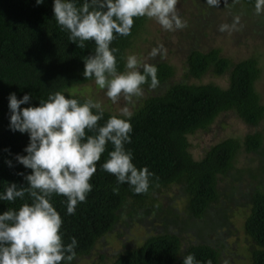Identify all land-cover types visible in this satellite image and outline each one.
I'll list each match as a JSON object with an SVG mask.
<instances>
[{
	"label": "trees",
	"instance_id": "trees-1",
	"mask_svg": "<svg viewBox=\"0 0 264 264\" xmlns=\"http://www.w3.org/2000/svg\"><path fill=\"white\" fill-rule=\"evenodd\" d=\"M227 1H233L229 7L234 13L245 14L255 7V0H239L240 7L235 5L236 0ZM146 20V16L134 18L130 34L117 35L112 41V46L118 49V69L123 70L127 49ZM68 37L69 33L56 24L52 0H44L41 5H36L35 0H0V191L7 182L25 183L16 173L30 171L13 159L15 153L24 154L28 136L8 128V94L15 92L19 98L31 93L33 105L55 91L81 101L88 99L69 89L94 80L83 77L82 59L94 51L95 44L88 41L87 47L81 49ZM259 63L255 55L231 63L216 47L205 52L194 49L186 57L185 80L181 81L172 80L176 74L172 65L163 61L155 64L159 83L156 87H151L150 82L143 86L150 89V93L139 98L131 109L133 131L131 142L126 145L133 153L135 165L147 166L154 174L149 190L136 194L124 183L119 185L118 192H113L117 186L114 175L100 167L107 159L106 150L90 179L93 189L84 202L77 204L75 214H66L65 197L55 194L52 197L63 219L64 242H70L73 236L78 241L76 258L89 254L97 241L113 228L123 208L140 207L146 213L153 208L162 209L153 206L152 195L173 184L186 196L185 209L191 219L203 220L209 229L219 226L217 217L209 219V209L219 197L218 179L230 174L238 181L241 175L233 171L237 153L241 149L253 153L263 148V135L255 131L242 139L227 137L205 148L200 158L192 154L189 136L205 132L219 115L229 111L250 125H257L264 118V103L255 88L261 74ZM207 70L216 75L229 70L227 86L198 82ZM119 114L105 110L99 123L103 124L110 115ZM111 147L109 144L107 149ZM6 159H13L14 167L7 166ZM248 200L250 211L244 230L257 246L251 252V264H264V190H252ZM20 203L19 199L0 201V211L18 207ZM180 220L181 217L175 224ZM186 228L184 226V231ZM165 230L147 237L137 247L119 252L104 264H182L183 255L187 253H192L201 264H209V261L220 264L219 251L209 243L191 241L182 249V232Z\"/></svg>",
	"mask_w": 264,
	"mask_h": 264
},
{
	"label": "clouds",
	"instance_id": "clouds-1",
	"mask_svg": "<svg viewBox=\"0 0 264 264\" xmlns=\"http://www.w3.org/2000/svg\"><path fill=\"white\" fill-rule=\"evenodd\" d=\"M206 2L212 7L220 4V0ZM42 3L44 0H35L36 5ZM177 3L178 0H52L53 17L60 29L69 33V41L81 49L87 47L88 41L95 44L94 51L82 59L83 77L93 78L113 103L123 97L126 104L119 115H110L100 124L105 110L91 97L81 101L55 91L33 105L31 93L19 98L15 92L8 94V128L28 136L24 154L15 153L13 159L30 171L16 173L25 183L7 182L0 191V201H21L18 207L0 211V264H73L78 241L73 236L70 242H64L63 219L52 197H65L66 214H75L77 204L84 202L93 189L90 179L106 150L107 159L100 167L114 175L117 186L113 192H118L124 183L136 194L149 190L154 174L147 166L135 165L126 145L133 131L130 106L144 95L145 84L157 86L158 69L135 53L127 55L123 70L118 69V49L112 41L117 35L128 36L136 17L154 18L168 31L184 28L186 22L177 12ZM255 12L264 14V0H255ZM239 19L236 16L231 24H220L218 30L236 28ZM162 50L163 45L154 46L149 56L162 55ZM13 159L5 160L7 166L14 167ZM182 264L201 261L187 253Z\"/></svg>",
	"mask_w": 264,
	"mask_h": 264
},
{
	"label": "rangeland",
	"instance_id": "rangeland-1",
	"mask_svg": "<svg viewBox=\"0 0 264 264\" xmlns=\"http://www.w3.org/2000/svg\"><path fill=\"white\" fill-rule=\"evenodd\" d=\"M232 4L233 1L220 0L217 7H212L206 0H178L177 12L186 26L168 31L154 18L147 17L131 47L127 49L126 57L135 53L148 63L167 62L176 71L172 80L181 81L185 80L186 57L191 50L205 52L216 47L220 49V55L227 57L231 63L255 55L259 57L261 68L255 88L264 103V14H256L255 7L245 14L234 13L229 7ZM239 4L240 1L236 0L235 5L240 7ZM236 16L240 18L236 28L224 32L218 30L220 24H231ZM158 45H163L162 55L149 56L151 49ZM228 75L229 70L222 75L207 70L198 82H212L226 87ZM69 91L85 98L91 97L112 113H119L120 108L126 104L123 97L113 103L94 80L71 87ZM148 93L150 89H144V94ZM136 103L130 108L136 106ZM255 131L263 135V148L253 153L241 149L237 153L233 171L241 175V178L236 181L228 174L218 179L219 197L209 209V219H218L217 228L209 229L204 226L203 220L191 219L185 209L186 196L173 184L152 195L153 206L162 209L153 208L146 213L140 207L129 205L123 208L113 228L97 241L89 254L77 257L73 264H104L113 260L119 252L137 247L147 237L165 229L169 232H182V249L191 241L207 242L219 251L220 264H251V252L257 246L246 234L244 221L250 211V192L254 189L264 190V118L257 125H250L229 111L219 115L205 132L189 136L192 154L200 158L205 148L218 141L230 136L242 139ZM243 174L247 176L242 177ZM179 216L181 222L175 224ZM183 219L188 221L184 222ZM184 226H187L185 231Z\"/></svg>",
	"mask_w": 264,
	"mask_h": 264
}]
</instances>
